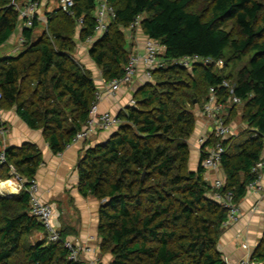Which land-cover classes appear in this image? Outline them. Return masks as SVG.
Instances as JSON below:
<instances>
[{"label":"trees","instance_id":"1","mask_svg":"<svg viewBox=\"0 0 264 264\" xmlns=\"http://www.w3.org/2000/svg\"><path fill=\"white\" fill-rule=\"evenodd\" d=\"M20 1L0 0V47L19 27ZM192 1L111 0L116 16L89 48L106 81L120 77L131 56L124 29L142 15V31L164 46L166 60L198 54L224 61L222 68L214 63H197L191 69L167 63L156 69L155 84L142 86L136 104L118 113L122 123L117 130L78 159V191L99 202V245L103 255H112L109 264H229L219 247L228 209L213 197L202 164L196 170L188 167L189 138L197 122L192 107L204 104L211 86L225 93L220 87L224 78L242 98L248 128L225 142L222 159V192H232L239 204L264 147V4L213 0L208 17L191 10ZM96 6L97 0H75V16L61 9L49 14L50 23L60 17L51 39L46 34L34 38L39 25L35 19L32 27L21 28L22 52L0 58V106L14 107L29 127L42 130L54 154L71 143L96 102L98 88L90 70L72 56L71 36L81 17V39L93 34ZM229 21L235 22L237 37L224 28ZM245 57L236 73L227 72ZM199 73L208 87L206 96L200 91ZM1 126L7 129L0 119ZM4 152L0 180L13 177L11 166L27 182L35 178L43 161L36 144L8 146ZM30 207L24 189L0 193V264H82L70 260L63 244L48 241L46 235L25 244L26 237L44 232ZM61 235L67 237V231L61 229ZM252 258L264 264V234Z\"/></svg>","mask_w":264,"mask_h":264},{"label":"built area","instance_id":"2","mask_svg":"<svg viewBox=\"0 0 264 264\" xmlns=\"http://www.w3.org/2000/svg\"><path fill=\"white\" fill-rule=\"evenodd\" d=\"M57 3V8L61 9L70 16H75V0H54ZM17 7V3H16ZM43 8L42 0H30L23 9L19 11V17L23 21V26L32 27L34 20H40L41 10ZM115 8L111 0H97V6L94 12L95 24L93 34L88 36L86 42L93 44L98 38L108 31L111 21L115 18ZM142 15H138L130 24L127 30L141 27ZM80 27L84 23L83 17L77 19ZM146 36V35H145ZM20 42L24 39L21 37ZM143 53L140 55H131L129 61L125 65L124 73L120 77L113 78L106 81L102 89H97L96 102L92 105L89 118L81 130H79L73 137L71 144L85 141L91 138L98 131L112 132L116 130L122 123V119L118 113H113L108 110L102 111L100 109V102L105 94L115 96L119 91L127 89L139 72L140 64L145 66L143 70L145 79L153 80L154 71L164 67L167 63L179 64L183 67L191 69L197 63L211 64L222 68L224 61L222 59L215 60L211 57H203L198 54L186 55L171 61L166 60L161 50L164 46L156 39L146 36L143 42ZM164 53V50H163ZM235 84L227 78L221 81L220 87L225 89V93H219L215 86H211L208 91V96L199 114L202 115L206 121L212 126L211 131H205L199 137L200 156L204 172H207V181L211 179V186L213 189V197L228 209V219L225 226L235 223L241 216V210L238 204L234 202V195L232 192H222L225 186V180L220 172L222 169V159L227 151L226 141L234 136V127L228 122L230 115L229 108L242 104V98L235 93ZM227 92V93H226ZM2 95L0 94V100ZM132 104L136 101L133 98ZM2 107L0 106V111ZM7 129L0 127V143L5 136ZM0 161H6L4 147L0 146ZM11 171L14 172L12 178L8 179L12 182L11 190L16 193L21 190H26L30 198V214L35 217L43 226L44 233L51 242H61L68 250V258L72 261L80 262L82 264H109V262L100 257V245L98 234H89L86 240L77 238H63L61 235V228L59 227L57 216L52 205L43 198L41 193L40 183L36 178L26 181L22 175L15 173V169L11 166ZM255 178L247 186V193H264V147L260 159L253 165L251 169ZM7 181V180H5ZM242 248L246 253L239 259L237 264H256L252 258L253 249L244 242Z\"/></svg>","mask_w":264,"mask_h":264},{"label":"crops","instance_id":"3","mask_svg":"<svg viewBox=\"0 0 264 264\" xmlns=\"http://www.w3.org/2000/svg\"><path fill=\"white\" fill-rule=\"evenodd\" d=\"M20 34L19 39L22 37V33ZM14 36L15 34L4 45L9 46L12 44ZM23 49L24 48L20 45H13L11 50L1 57L18 55ZM143 49L144 47L142 43L138 45L136 44V46H133V50H135V52L131 55H140L143 53ZM144 69L145 66L140 64L139 72L134 80V83L126 90L123 89L119 91L115 96L105 94L100 102V109L102 111L108 110L113 113L115 111L119 113L122 110H126V96L128 93L131 92L132 88L135 90L136 87H139L144 81H147L143 73ZM94 81L98 89H102L106 83L104 78L103 82L100 84L97 83L96 79H94ZM0 119L7 123V132L1 140L4 148L8 146H21L22 144L29 142L36 144L41 149L43 161L40 164L35 178L40 183L43 198L52 205L55 211L59 227L67 231V237L86 240L89 234H98L97 226L99 205L97 200L92 198L96 203L94 204L95 212L91 214L90 202L92 199L85 198L79 193L77 186L78 173L75 165H77L78 159L84 154L87 148L94 146L97 143L106 141L112 133L109 134L107 131H99L94 134L93 137L89 138L88 142L84 143L85 141H82L71 144L62 153L54 154L46 142L42 130L32 129L29 127L28 124L18 115L14 107L2 108L0 111ZM199 119L200 123H198V126L200 124L202 132L212 130V126L200 114ZM192 142H194V140ZM191 144L192 143L190 141L189 164L190 169L196 170L201 162L200 149L199 146L196 147L194 145L193 147V144ZM73 167L74 178L72 181L76 180V185H74L69 192L71 195L70 197L73 199L72 203L68 197V177L70 174L69 172ZM207 175V172H204L205 178ZM3 192L0 190V193ZM11 192L13 193V191ZM238 205L241 210L239 220L225 226V231L220 239V245L222 246L221 250L223 251L224 257L229 264H237L239 259L246 253V251L242 248V243L247 242L251 247H253L252 240L255 236H257V233L262 228V226H259L258 222H260V224L264 222V193H247ZM41 233L45 235L43 231ZM99 255L100 257L103 255L101 250ZM110 256L112 257V255Z\"/></svg>","mask_w":264,"mask_h":264},{"label":"rangeland","instance_id":"4","mask_svg":"<svg viewBox=\"0 0 264 264\" xmlns=\"http://www.w3.org/2000/svg\"><path fill=\"white\" fill-rule=\"evenodd\" d=\"M30 0H21L20 2L17 3V9H23L26 4L29 2ZM264 4V0H259ZM213 0H193L190 4V9L200 12V11H204L205 15H207L209 17L210 15V10H211V4H212ZM43 3V8L41 10L40 16L41 19L38 20L39 25L38 27L35 29V34H34V38H37L38 36H41L42 34H46L50 39H51V30L52 28H57L59 27V20L60 17L57 18L56 21H54L53 23H50L48 20V16L49 14H52L55 10H59L57 8V4L55 1L52 0H42ZM23 25V21L21 20L19 23V27L15 32V36L13 37V43L8 45H4L3 47L0 48V57L2 55H4L5 53L9 52L11 50V48L13 47V45H20L24 48V44L20 42V33H21V28ZM224 28L227 31H230L231 34L234 37L238 36V30L237 27L235 26V22L234 21H229L224 25ZM124 33L126 36V41L128 44V47L130 48L131 54H134L135 50H133V46H136V44H143V42L145 41V34L142 31V28H134L133 30H127L124 29ZM72 39L74 40V49L72 51V56L76 59V61H78L79 64L83 65L86 69L90 70L93 79L97 80V83L100 84L103 82V74H102V70L96 65V63H94V61H91L90 55H89V48H90V44L88 42H86L85 40L81 39V27L80 24L78 23V21H76V23L73 26V32L71 33ZM78 43V44H77ZM164 50V49H163ZM163 50H161L160 55H163ZM248 57H245L242 61L238 62L237 64H232L230 65L229 69L227 72H231V73H236L246 62H247ZM92 62V63H91ZM224 67V64H223ZM197 78L199 80L200 83V91L201 93H203L205 96L207 95V90L208 87L205 83H202L201 78H202V74L199 73L197 75ZM105 80V79H104ZM143 82V81H142ZM156 80H147L144 81L142 85H140L139 87H136V89L134 90L132 88L131 92L128 93V95L126 96V102H127V106L125 108H127L128 106H132V99H135V96L137 98L138 90L144 86L146 83H151V84H155ZM125 106V105H124ZM202 103L193 105L192 110L195 114L196 117V127H195V131L192 134V136L189 138V142L191 141V144L193 147L194 145L197 147L199 146L200 148V143H199V137L204 133L202 132V130L200 129V124L198 126V123H200V119H199V114L198 111L201 109ZM243 104H239L237 106H234L233 109V114H230L229 117V123L234 127V137H236L237 135H239L242 131L247 130V124L243 121L242 118V110H243ZM114 113H117L116 111ZM117 130V129H116ZM116 130L112 131V132H108L113 133ZM197 130V132H196ZM99 132V131H98ZM93 137V136H92ZM194 140V142H192ZM89 139L85 140L84 143L88 142ZM195 143V144H194ZM0 146L2 147V141L0 143ZM190 159V158H189ZM201 163V162H200ZM76 167V165H75ZM188 167L190 169V164L188 163ZM69 191L73 188L74 185H76V180L72 181V179L74 178V167L71 169V171L69 172ZM222 173L224 180L226 182V177H225V173L222 170L220 172V174ZM211 179L212 177H210V180H208L211 183ZM5 182L3 180H0V182ZM9 183V185H8ZM7 183V190H3L4 194H12L11 190V181L9 180ZM10 189L9 193L8 190ZM17 193V191H16ZM70 193L68 194V197L70 199V201L73 203V199L70 197ZM92 199V198H90ZM94 199L91 200L90 202V208H91V214H93L95 212L94 210V204L96 202L93 201ZM98 205L99 202L97 201ZM96 206V205H95ZM259 226H262V228L259 230V232L257 233V236H255V238L252 240V246L251 247L253 250L256 248V246L258 245V243L260 242L263 234H264V222L260 224V222H258ZM45 235L42 234L41 232H35L33 234H31L30 236L25 238V244H29V243H34L38 238H44ZM221 243L219 242V247L222 248V246L220 245ZM103 259L107 260L109 263H111V259L112 258L110 256V254L108 252L104 253V255L101 256Z\"/></svg>","mask_w":264,"mask_h":264},{"label":"bare ground","instance_id":"5","mask_svg":"<svg viewBox=\"0 0 264 264\" xmlns=\"http://www.w3.org/2000/svg\"><path fill=\"white\" fill-rule=\"evenodd\" d=\"M8 181L9 180H7V181H5V182H0V190L3 192V190H5V189H7V186L9 185V183H8ZM7 183H8V185H7ZM11 184H12V182H11ZM10 186V185H9ZM8 192H9V190H8Z\"/></svg>","mask_w":264,"mask_h":264}]
</instances>
